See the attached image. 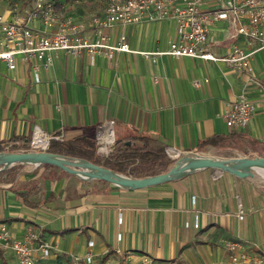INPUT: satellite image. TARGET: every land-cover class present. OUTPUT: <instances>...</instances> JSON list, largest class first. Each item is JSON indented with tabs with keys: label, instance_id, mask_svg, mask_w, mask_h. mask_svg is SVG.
Listing matches in <instances>:
<instances>
[{
	"label": "crops",
	"instance_id": "obj_1",
	"mask_svg": "<svg viewBox=\"0 0 264 264\" xmlns=\"http://www.w3.org/2000/svg\"><path fill=\"white\" fill-rule=\"evenodd\" d=\"M33 3L19 0L16 12L13 6H3L0 16L28 20ZM52 5L53 25L30 19L32 29L51 34L62 21L83 23L84 35L95 40L90 18L104 13L106 0H100L87 18L65 14L59 0ZM217 6L218 0H207L204 10ZM107 33L110 43L125 34L132 52L112 58L98 53L91 60L85 51H56L49 54L50 64L18 57L13 70L0 61V144H6L5 151L27 142L30 148L37 132L55 141L94 140L96 126L113 120L109 135L113 132L114 140L139 144V138L147 137L167 158L166 148L181 154L224 149L264 154V100L259 90H250L257 105L248 124L237 129L226 125L223 113L242 87L241 75L231 66L144 55L168 49L176 37L174 21L114 26ZM232 34L228 21L214 23L210 50L222 56L233 45L252 47ZM252 63L264 82V49L254 54ZM211 139L217 143H207ZM40 166L16 164L0 171V228L5 226L13 239L32 230L49 243V256L33 252L39 264H72V255L88 253L93 264H233L228 243L237 244L234 253L249 256L241 264H257V259L264 264V184L203 168L133 190ZM16 263L11 251L0 249V264Z\"/></svg>",
	"mask_w": 264,
	"mask_h": 264
},
{
	"label": "built area",
	"instance_id": "obj_2",
	"mask_svg": "<svg viewBox=\"0 0 264 264\" xmlns=\"http://www.w3.org/2000/svg\"><path fill=\"white\" fill-rule=\"evenodd\" d=\"M207 0H106L102 15L90 18V26L95 37L90 41L84 35L83 23L73 24L70 21L60 22L55 32L45 34L29 26L30 19L41 18L46 26H51L56 21L53 13L52 0H34L33 9L29 10L28 20L6 21L0 16V61L5 62L9 70L16 66V59L22 60L36 58L45 59L50 64L49 54L64 51L77 55L85 51L93 60L96 54H104L112 58L115 53L132 52L127 43L125 34H120L116 42L110 43L107 31L112 27L126 28L143 22H160L172 20L176 25V37L169 41L168 49L145 53V56H172L192 57L205 62H224L231 66L242 78L240 92L228 104L223 116L226 125L237 129L245 127L251 119L257 102L250 97V90L257 89L264 100V82L255 74L253 56L264 49V0H218V6L212 10H204ZM13 11L18 10L17 4ZM228 21L233 28L232 37H241L252 47L245 50L238 45H233L230 50L218 56L210 50L209 29L218 21ZM38 67H34L37 72ZM38 82V75H35ZM207 82V80H205ZM194 81V86H199ZM114 121H104L96 126L94 140L97 152L108 156L113 150L114 137L109 135ZM39 135V134H38ZM45 143H35L37 133L32 135L30 150H45L51 138L45 134ZM166 153L172 160L181 153L173 156L171 148H166ZM24 151V150H22ZM176 151V150H175ZM195 203V198H191ZM243 212H239V219ZM36 244V246H35ZM235 243H228L227 250L232 252L230 261L233 264L248 262L249 256L245 252L234 253ZM0 249L11 251L17 260L16 264H39L33 256L34 251L40 252L44 258L51 254V246L43 241L35 231L28 230L20 239H13L5 226L0 228ZM72 264H93V256L88 253L84 256L72 255ZM262 259H257V264H262Z\"/></svg>",
	"mask_w": 264,
	"mask_h": 264
},
{
	"label": "water",
	"instance_id": "obj_3",
	"mask_svg": "<svg viewBox=\"0 0 264 264\" xmlns=\"http://www.w3.org/2000/svg\"><path fill=\"white\" fill-rule=\"evenodd\" d=\"M16 164L33 165L34 167L50 165L84 181L103 180L115 186L133 190L183 177L194 170L203 168H214L229 172L243 180L256 184L264 183L252 181L254 167H264V154L254 155L236 152L219 154L189 151L177 156L168 170L155 175L136 178L85 159L67 157L47 151H5L0 153V171Z\"/></svg>",
	"mask_w": 264,
	"mask_h": 264
},
{
	"label": "trees",
	"instance_id": "obj_4",
	"mask_svg": "<svg viewBox=\"0 0 264 264\" xmlns=\"http://www.w3.org/2000/svg\"><path fill=\"white\" fill-rule=\"evenodd\" d=\"M129 141L131 140H115L112 152L102 160L97 157L95 141L90 137H78L66 141L51 140L46 151L85 159L124 175L138 178L166 171L174 163L167 158L163 148H152L151 141L147 137L139 138V144H129ZM207 143L214 145L217 140L211 139ZM5 145L0 144V153L5 152ZM19 149L28 151L29 143H24L22 147L11 146L9 151L17 152Z\"/></svg>",
	"mask_w": 264,
	"mask_h": 264
},
{
	"label": "rangeland",
	"instance_id": "obj_5",
	"mask_svg": "<svg viewBox=\"0 0 264 264\" xmlns=\"http://www.w3.org/2000/svg\"><path fill=\"white\" fill-rule=\"evenodd\" d=\"M18 1L19 0H0V8L3 6H5L6 8L8 7L11 8V6H13ZM23 1H30V0H23ZM59 1L64 6L63 11L65 14L70 15V16H76L78 18H87L89 13H91V11H93L99 5L100 0H59ZM232 151L234 152V150L232 149L214 150V151L204 150V152H207V153H219V154H230V153H233ZM96 155L99 158V160H102L107 157L97 152V145H96ZM170 160L172 162L175 161V159L174 160L170 159ZM25 166L34 168L33 165L25 164ZM45 166H50V165H43V167ZM40 167L42 166L35 167V169L36 168L38 169Z\"/></svg>",
	"mask_w": 264,
	"mask_h": 264
},
{
	"label": "bare ground",
	"instance_id": "obj_6",
	"mask_svg": "<svg viewBox=\"0 0 264 264\" xmlns=\"http://www.w3.org/2000/svg\"><path fill=\"white\" fill-rule=\"evenodd\" d=\"M110 132H111V130L109 129V133ZM45 141L46 140H45L44 135L41 134L40 132H37V137H36L35 143L40 144V143H45ZM171 153L173 156L177 155V153L173 152L172 150H171ZM252 173H253L252 181L264 182V167H254Z\"/></svg>",
	"mask_w": 264,
	"mask_h": 264
}]
</instances>
